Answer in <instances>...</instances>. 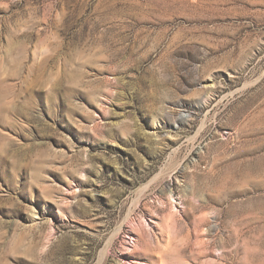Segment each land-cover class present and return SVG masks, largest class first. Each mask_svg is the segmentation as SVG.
<instances>
[{"label":"rangeland","instance_id":"rangeland-1","mask_svg":"<svg viewBox=\"0 0 264 264\" xmlns=\"http://www.w3.org/2000/svg\"><path fill=\"white\" fill-rule=\"evenodd\" d=\"M0 264H264V0H0Z\"/></svg>","mask_w":264,"mask_h":264}]
</instances>
